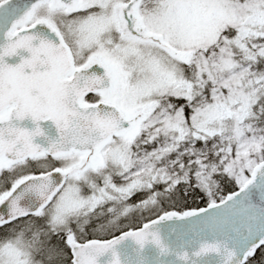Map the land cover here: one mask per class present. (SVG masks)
<instances>
[{"label":"snow or ice","instance_id":"obj_1","mask_svg":"<svg viewBox=\"0 0 264 264\" xmlns=\"http://www.w3.org/2000/svg\"><path fill=\"white\" fill-rule=\"evenodd\" d=\"M0 264H264V0H0Z\"/></svg>","mask_w":264,"mask_h":264},{"label":"water","instance_id":"obj_2","mask_svg":"<svg viewBox=\"0 0 264 264\" xmlns=\"http://www.w3.org/2000/svg\"><path fill=\"white\" fill-rule=\"evenodd\" d=\"M49 123H51V122H49Z\"/></svg>","mask_w":264,"mask_h":264}]
</instances>
